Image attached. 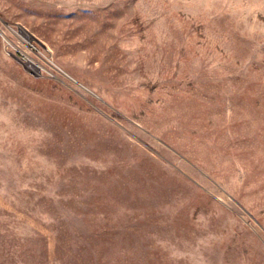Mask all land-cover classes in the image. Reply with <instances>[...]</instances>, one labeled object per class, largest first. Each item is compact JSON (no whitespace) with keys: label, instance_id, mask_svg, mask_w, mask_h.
I'll return each instance as SVG.
<instances>
[{"label":"rangeland","instance_id":"rangeland-1","mask_svg":"<svg viewBox=\"0 0 264 264\" xmlns=\"http://www.w3.org/2000/svg\"><path fill=\"white\" fill-rule=\"evenodd\" d=\"M0 264H264V0H0Z\"/></svg>","mask_w":264,"mask_h":264},{"label":"bare ground","instance_id":"bare-ground-1","mask_svg":"<svg viewBox=\"0 0 264 264\" xmlns=\"http://www.w3.org/2000/svg\"><path fill=\"white\" fill-rule=\"evenodd\" d=\"M21 32H22L23 35H25L29 39H32L33 35L27 29H25L24 26L21 27ZM25 64L28 67L36 69L37 71L40 70V67L37 64H35L34 62H32V61H26Z\"/></svg>","mask_w":264,"mask_h":264}]
</instances>
